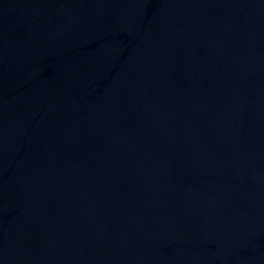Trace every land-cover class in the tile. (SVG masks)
Here are the masks:
<instances>
[{
  "label": "water",
  "instance_id": "water-1",
  "mask_svg": "<svg viewBox=\"0 0 264 264\" xmlns=\"http://www.w3.org/2000/svg\"><path fill=\"white\" fill-rule=\"evenodd\" d=\"M0 264H264V0H0Z\"/></svg>",
  "mask_w": 264,
  "mask_h": 264
}]
</instances>
